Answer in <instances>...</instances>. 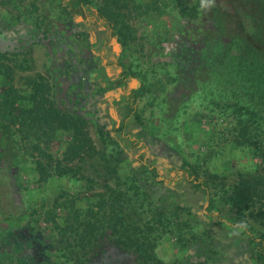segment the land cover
I'll return each mask as SVG.
<instances>
[{"label":"rangeland","instance_id":"obj_1","mask_svg":"<svg viewBox=\"0 0 264 264\" xmlns=\"http://www.w3.org/2000/svg\"><path fill=\"white\" fill-rule=\"evenodd\" d=\"M199 3L85 0L81 16L67 0H0V53L14 68L18 109L32 107L33 96L47 98L45 106L80 120L86 133L79 141L74 128L9 125L0 157V250L8 241L15 247L10 232L32 230L38 252L54 264H136L110 232L80 246L73 230L59 232L105 199L131 215L167 264H256L252 236L264 224L249 213L238 218L228 195L241 172L257 175L253 211L264 208V160L235 142L237 117L224 106L238 85L237 39ZM194 8L193 18L181 13ZM243 22L253 31L249 14ZM126 26L133 38L123 44ZM120 68L130 72L123 87ZM3 85L0 76V91ZM17 249L16 258L3 251L0 264H19Z\"/></svg>","mask_w":264,"mask_h":264},{"label":"trees","instance_id":"obj_2","mask_svg":"<svg viewBox=\"0 0 264 264\" xmlns=\"http://www.w3.org/2000/svg\"><path fill=\"white\" fill-rule=\"evenodd\" d=\"M67 2L72 5L75 12L81 16H86L85 0H67ZM202 3L206 6L201 7ZM198 7L199 10L201 8L207 11L213 9L218 15L219 23L229 27L228 31L231 36L228 35V37L237 39V67L233 73L234 77L238 79V85L234 89V100L226 101L224 106L231 108L237 117L235 142L238 145L254 148L256 154L264 160V0H200ZM199 10L194 8L189 12L184 9L181 13L183 16L193 18ZM244 14H249L252 17L254 28L251 32L244 25ZM99 17L112 25L106 12L99 11ZM227 27H224L223 30H227ZM128 31L130 32L129 27H127V32L122 29L119 30L120 36L118 37L123 44H127L128 35L133 38ZM9 60L6 55L0 53V76L4 84L0 91V119L4 122L2 125L0 124V157L7 152L9 125L22 120L34 122L39 128L53 126L51 127L53 132L57 128H74L77 139L83 141L86 133L81 130L78 124L80 120L67 115L60 116V112L53 107V104L51 107L44 105V101L47 103V98L43 97L42 100L38 101L37 97L33 96L30 98L32 107L18 109L17 103L23 97L17 92L13 84L14 68ZM129 75V71L120 68L116 85L123 87ZM128 95V114H130L134 110L135 89H131ZM56 122L57 125H53ZM140 167L146 170L151 169L155 171L157 177L159 176L156 167L152 166L151 163L143 162ZM37 168L40 176L43 179L46 178L43 163H38ZM261 181V177L254 174L247 172L239 174L228 195V203L238 218L242 219L246 213H249L252 218L264 224V208H260L256 212L253 211L255 203L260 198ZM209 202H211V206H214L211 199ZM116 206L115 203L111 202L110 204L104 199L96 211L89 209L83 217L78 213L77 225L69 226L67 224L64 227H59V232L65 234L73 230L79 239L76 241L79 246L81 240L87 239L93 244L104 234L110 232L115 243L135 256L136 264H167L157 256L155 252L156 242L144 235L140 225L129 213H126L121 207L117 209ZM231 225L240 226L236 223H231ZM17 232V230L10 232L8 236H14V248H18L17 250L22 252V255L18 257L19 259H16V261L19 260V264H54L51 259L38 252L41 245V239H36L39 237L38 235H34V232L30 230L28 237L21 235L18 237ZM252 238L256 242L254 245L256 264H264V233L262 232L256 237L252 236ZM10 243L11 241H8L3 246L5 250L7 249L4 253L8 258H16L13 253L15 250L10 246ZM5 250H0V255H3L2 252Z\"/></svg>","mask_w":264,"mask_h":264},{"label":"clouds","instance_id":"obj_3","mask_svg":"<svg viewBox=\"0 0 264 264\" xmlns=\"http://www.w3.org/2000/svg\"><path fill=\"white\" fill-rule=\"evenodd\" d=\"M206 5L204 3L201 4V7H205Z\"/></svg>","mask_w":264,"mask_h":264}]
</instances>
